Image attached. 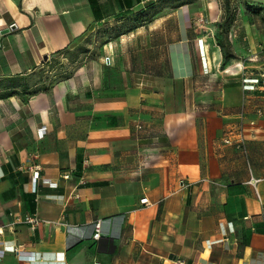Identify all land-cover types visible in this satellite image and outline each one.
<instances>
[{
    "label": "crops",
    "instance_id": "obj_1",
    "mask_svg": "<svg viewBox=\"0 0 264 264\" xmlns=\"http://www.w3.org/2000/svg\"><path fill=\"white\" fill-rule=\"evenodd\" d=\"M236 2L223 31L219 0H0V79L30 88L126 24L0 97V264H264V16Z\"/></svg>",
    "mask_w": 264,
    "mask_h": 264
},
{
    "label": "rangeland",
    "instance_id": "obj_2",
    "mask_svg": "<svg viewBox=\"0 0 264 264\" xmlns=\"http://www.w3.org/2000/svg\"><path fill=\"white\" fill-rule=\"evenodd\" d=\"M219 1L221 4L222 11L225 12V17L232 15L233 20L238 19L239 14L237 16V13H239L238 12L239 8L237 7L239 5H237L236 2L237 0H229L230 1L229 5L227 4L226 0H219ZM224 20H223L224 26L222 23L223 31L225 30V28H228L234 22L232 20L229 24H227L228 21L227 20L224 21ZM125 26H126L125 21L105 22L103 25H101V27L95 29L90 35H88L85 39L79 42L78 47H75V49H73L72 51L73 53L70 54L71 58L69 60L71 61L72 59L73 61L80 60L85 56L90 58L99 56L101 53L100 51L101 44L107 40L115 39L119 35V32L122 31ZM101 29H103L102 34L100 33ZM69 60L61 56L55 57V59L51 61L50 67L45 68V70H47L46 72L47 76L46 78H44L45 82L30 88L28 92H33L38 88L43 87L44 84H50L51 82L56 80L57 77H60L61 74L65 73L68 70L69 66L73 63L71 61L69 62ZM39 75H42V68L37 71V73L34 75L32 80L36 79Z\"/></svg>",
    "mask_w": 264,
    "mask_h": 264
},
{
    "label": "built area",
    "instance_id": "obj_3",
    "mask_svg": "<svg viewBox=\"0 0 264 264\" xmlns=\"http://www.w3.org/2000/svg\"><path fill=\"white\" fill-rule=\"evenodd\" d=\"M44 132H45L44 128H41L40 135L42 136ZM224 140L225 142H230L229 138H225ZM238 144L242 145V140H238ZM29 170L31 171V190L33 192L37 191L38 182L40 180L50 185L56 184V182H53L49 178H45L41 175V169L38 164L30 166ZM63 176L68 177V174H63ZM140 203L149 204L150 201L147 196H144L140 199ZM261 215H262V219L264 223V209L262 210ZM25 220L27 222H30L33 226H35L41 221V218L35 215V216H27ZM100 229H101V222L98 220L95 223V232L93 234L94 238H97L100 235ZM13 251L15 252V254L20 260H28L32 262L38 261L37 255L35 253L23 250L19 244L13 246ZM5 253H6V248L4 246V239L0 238V260L4 257Z\"/></svg>",
    "mask_w": 264,
    "mask_h": 264
},
{
    "label": "trees",
    "instance_id": "obj_4",
    "mask_svg": "<svg viewBox=\"0 0 264 264\" xmlns=\"http://www.w3.org/2000/svg\"><path fill=\"white\" fill-rule=\"evenodd\" d=\"M226 2L228 5L230 4L229 0H226ZM244 3H245L247 10H253L256 12L262 11L263 16H264V2H256L253 0H244ZM228 10H229V8H228ZM226 20L228 21L227 24H229L233 20V16L232 15L226 16L224 21H226ZM223 26H224V23H223ZM221 27H222V24H221ZM222 42L223 41L221 39H219V43L223 48L224 57H225V59H227L230 56V53L228 52V50L226 49V47L224 46V44ZM30 87H31V84H29V80L26 77L20 76L17 78H9V79H5V80L0 79V97L7 96L10 93H17V91H22V93L24 95L23 97L26 98L27 94L35 93V91H36L35 90L33 92H28ZM18 88L20 90H17Z\"/></svg>",
    "mask_w": 264,
    "mask_h": 264
},
{
    "label": "water",
    "instance_id": "obj_5",
    "mask_svg": "<svg viewBox=\"0 0 264 264\" xmlns=\"http://www.w3.org/2000/svg\"><path fill=\"white\" fill-rule=\"evenodd\" d=\"M9 29H7V30H4V32H7ZM44 58H46V56H44Z\"/></svg>",
    "mask_w": 264,
    "mask_h": 264
}]
</instances>
